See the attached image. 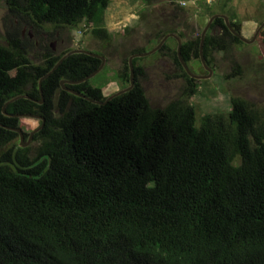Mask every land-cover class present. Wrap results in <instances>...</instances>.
Listing matches in <instances>:
<instances>
[{
	"label": "trees",
	"instance_id": "trees-1",
	"mask_svg": "<svg viewBox=\"0 0 264 264\" xmlns=\"http://www.w3.org/2000/svg\"><path fill=\"white\" fill-rule=\"evenodd\" d=\"M109 1L6 3L20 26L55 35L101 23ZM194 1L166 2L188 13L182 4ZM14 24L7 45L0 43V123L17 128L22 119L6 115L5 103L19 95L40 100L41 78L72 49L58 54L43 37L46 52L38 57L35 40ZM91 32L110 39L106 28ZM200 42L201 34L183 42L187 64L200 58ZM242 43L216 18L204 44L207 64L214 52ZM177 46L166 43L159 53L173 57L186 87L164 107L149 102L140 57L135 86L104 105L65 90L62 80L99 68L101 60L85 53L70 55L43 81V103L21 98L8 105V113L41 115L45 124L34 136V155L21 145L0 153V264H264V106L232 95L228 111L198 118L189 99L199 84ZM233 69L241 72L238 64ZM129 75L128 58L118 75L124 88ZM66 86L91 99L110 96L91 80ZM17 136L0 126V149Z\"/></svg>",
	"mask_w": 264,
	"mask_h": 264
},
{
	"label": "rangeland",
	"instance_id": "rangeland-1",
	"mask_svg": "<svg viewBox=\"0 0 264 264\" xmlns=\"http://www.w3.org/2000/svg\"><path fill=\"white\" fill-rule=\"evenodd\" d=\"M166 1L110 0L101 23L84 22L76 29L64 27L55 35H48L47 31L38 32L24 25L20 26L23 23L16 16L11 15L6 0H0V43L7 45V30L17 23L24 37L29 34L35 40L38 48L33 54L38 57H40L39 53L46 52L40 48V38L43 37L45 38L43 43L50 44V47L58 54L68 49L82 48L103 56L104 68L98 74L99 76L96 75L91 81L93 85L101 86L106 95H111L125 86L118 75L126 59L133 54L153 49L170 32L177 35L181 33L182 42L195 38L202 33L211 18L209 7L216 12L227 15L230 13L235 21L240 23V33L247 39H252L258 27L264 22V0H196L182 4L188 13L179 12L175 5ZM201 2L203 6L200 8ZM95 27L106 28L110 39L104 41L95 37L91 32ZM262 32L264 34V29ZM166 43L175 49L177 40L174 37H168ZM159 51L140 57L138 60V65L144 71L139 81L153 107L166 106L182 96L186 87V80L178 77L180 71L173 57ZM211 58L212 66H209L213 73L206 78L196 79L199 84L198 91L189 99L190 103L196 107L198 118L204 113L228 111L232 95L244 97L259 106H264V37L262 34L253 43L233 44L229 53L214 52ZM234 64L239 65L241 72L233 69ZM188 66L194 74L201 76L209 74L200 58L193 57ZM12 74L9 73L7 76ZM229 74L232 76L229 77ZM21 119L17 128L23 132L22 143L27 144L30 155H34L37 143L34 142V138L28 143V138L31 132L38 128L39 121L35 118ZM20 144L21 138L18 133L10 145L0 149V153Z\"/></svg>",
	"mask_w": 264,
	"mask_h": 264
},
{
	"label": "water",
	"instance_id": "water-1",
	"mask_svg": "<svg viewBox=\"0 0 264 264\" xmlns=\"http://www.w3.org/2000/svg\"><path fill=\"white\" fill-rule=\"evenodd\" d=\"M218 17H222L225 19V22H226V25L228 26V28L231 30V32L237 36L241 41L245 42V43H253L257 38L258 36L261 34V32L263 31L264 29V22L261 23V25L258 27L254 37L252 39H247L245 38L240 32H238L232 25L231 23V20L230 18L226 15V14H215L213 16H211V18L209 19L208 23L206 24V26L204 27L202 33H201V42H200V50H199V53H200V59H201V62L202 64L204 65L205 69L209 71V74L206 75V76H201V75H197V74H194L186 60L183 58L182 56V40H181V37L179 35H177L176 33H169L167 34L161 41L160 43L154 47L153 49L149 50V51H146V52H143V53H136V54H133L132 56H130L129 58V69H130V75H129V80H130V84L129 86H127L126 88H123L121 89L120 91L110 95L105 101H100V100H96V99H91V97L87 96V95H84V94H81L80 92H77L73 89H69L67 87H65V84H71V85H78V84H81V83H84V82H87L88 80L92 79L93 77H95L96 75H98L104 68V62H105V58L103 56H100L96 53H92L91 51H88V50H85V49H82V48H79V49H72L70 50L69 52H67L66 54H64L62 56V58L56 63V65L47 73L45 74L41 80H40V83H39V88H40V93H41V99L40 100H35L33 98H31L30 96L28 95H19L17 97H14L12 98L11 100H9L7 103H5L4 107H3V112L8 115V116H11V117H18V118H35V119H38V120H42V124L36 128L35 130H33L29 136V141H32L35 134L38 133L44 126L45 124V118L41 115H37V114H32V113H28V114H10L7 112V107L10 103L12 102H15L21 98H27V99H30V100H33V101H37L39 103H43L44 102V93H43V89H42V83L43 81L49 77L58 67L59 65L66 59L68 58L70 55L72 54H75V53H85V54H88V55H91V56H94V57H97V58H100L103 62L102 64L99 66V68L97 70H95L93 73H91L90 75L84 77V78H81L79 80H74V81H70V80H62L61 81V85L63 86V88L67 91H69L70 93H73L77 96H80V97H83L89 101H91V103H95V104H99V105H104L106 104L109 100H111L112 98L118 96V95H121L125 92H128L130 91L134 86H135V66H134V59L135 58H138V57H146V56H149V55H152L154 53H156L157 51L161 50V48L165 45V42L166 40L168 39V37H174L176 40H177V43H178V46H177V53H178V57H179V60L182 64V66L184 67V69L186 70V72L192 77V78H195V79H201V78H206L208 76H210L212 73H213V70L210 68V66L207 64V61H206V58H205V54H204V44H205V40H206V36H207V33L209 31V29L211 28V25L212 23L214 22V20ZM0 126H3L5 128H8V129H11V130H14L16 132L19 133L20 135V138H21V146L22 147H26L27 144H23V132L20 128H13V127H7L3 124L0 123Z\"/></svg>",
	"mask_w": 264,
	"mask_h": 264
},
{
	"label": "flooded vegetation",
	"instance_id": "flooded-vegetation-1",
	"mask_svg": "<svg viewBox=\"0 0 264 264\" xmlns=\"http://www.w3.org/2000/svg\"><path fill=\"white\" fill-rule=\"evenodd\" d=\"M99 59H100V58H99ZM100 60H101V59H100ZM102 62H103V61L101 60V64H102ZM101 64H100V65H101ZM100 73H101V72H100ZM90 80H91V79H90ZM69 85H71V84H69ZM72 86H75V85H72ZM93 86H94V85H93ZM62 87H63V86H62ZM65 87H67L66 84H65ZM67 88L75 90L73 87H72V88H71V87H67ZM75 91H77V90H75ZM86 91H88V89H86ZM77 92H78V91H77ZM84 95H85V94H84ZM25 135H26V134H25ZM28 139H29V138H28Z\"/></svg>",
	"mask_w": 264,
	"mask_h": 264
}]
</instances>
